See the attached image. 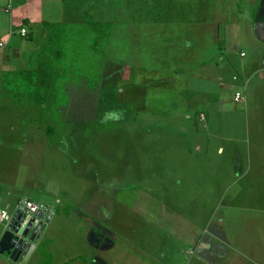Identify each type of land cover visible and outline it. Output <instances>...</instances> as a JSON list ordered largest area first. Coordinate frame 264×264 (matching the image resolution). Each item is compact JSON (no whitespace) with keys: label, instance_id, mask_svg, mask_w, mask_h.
I'll return each mask as SVG.
<instances>
[{"label":"rangeland","instance_id":"1","mask_svg":"<svg viewBox=\"0 0 264 264\" xmlns=\"http://www.w3.org/2000/svg\"><path fill=\"white\" fill-rule=\"evenodd\" d=\"M3 1L16 21L34 20L26 42L34 50L39 20L78 23L95 0ZM256 4L99 0L91 15L116 26L113 65L103 63L97 92L68 84L69 106L55 121L0 93V195L11 212L22 197L52 212L39 239L51 264H264V46L250 31L264 8ZM20 41L15 33L0 61ZM174 50L184 68L212 64L206 93L191 89L188 103L158 83L174 81ZM131 67L138 75L128 80ZM236 93L247 102H234ZM201 112L205 124L195 121ZM34 251L25 263L0 251V264H44Z\"/></svg>","mask_w":264,"mask_h":264},{"label":"trees","instance_id":"2","mask_svg":"<svg viewBox=\"0 0 264 264\" xmlns=\"http://www.w3.org/2000/svg\"><path fill=\"white\" fill-rule=\"evenodd\" d=\"M98 2L95 0L84 10L82 24L43 21L36 67L3 70L0 93L16 104L42 107L55 121L68 108V84L79 86L85 82L88 90L97 92L103 78L101 63L107 59L115 26L93 18L91 13ZM52 129L48 125L46 131L53 134ZM46 246L38 242L36 249L42 252L44 264H51V255L44 251Z\"/></svg>","mask_w":264,"mask_h":264},{"label":"crops","instance_id":"3","mask_svg":"<svg viewBox=\"0 0 264 264\" xmlns=\"http://www.w3.org/2000/svg\"><path fill=\"white\" fill-rule=\"evenodd\" d=\"M5 2L6 1H3V3H0V39L7 41V44L5 45V47L0 49V52L5 51L9 47V43L12 40V37L15 33H16V35L19 34L21 41L19 42V44H17V46L14 48V50L11 54L5 55V57H6L5 62L0 61V81H1L2 71L5 69L22 68V70H29V69L35 68L36 64H37L38 54H40V49H39L38 43L41 40V37H40L39 39H37L36 43L34 44V46H35L34 50L35 51L33 49L29 50V48H27L30 46H27L26 42H30L33 38L31 31L28 29V27L34 23V20L31 18L30 15L24 14L23 16H21V21H16L15 16L12 15V8H13L12 3L10 4L8 2V4H7ZM263 2H264V0H257L255 10L257 7L258 8L259 7L264 8ZM83 12L84 11L81 12L80 10H78V14H80V16H81V18H79L77 20L78 23L69 22V21H71L70 18L66 22L67 23L82 24L84 22L83 15H82ZM260 14L258 13L257 17H253V21L250 24V31H251V35L255 39H256V36L254 34H257L258 38L259 37L261 38V41H260V39H258V40L256 39V40L264 46V42H263L264 41V21H263V19L260 18V16H262V15L264 16V13L261 15ZM97 20L102 21L101 19H97ZM39 21L41 23V21H45V20H39ZM66 22H53V23H66ZM107 22L114 23L112 20L107 21ZM176 22H178V21H176ZM22 26L26 30V32L28 33L27 37H21L20 28ZM115 26L113 27V30H112V37H111V40L109 42L108 55H107L108 62L112 65H113L114 60L111 57H109V55H111V53H112L111 50L114 47V46H112L113 45L112 44V40H113L112 38H113V36H115V31H114ZM189 33L190 32H188V34ZM23 41L25 42V44ZM255 48H256L255 49L256 53H259L260 51L262 52V50L259 49L258 46H256ZM174 54L175 55L172 56V59H169V65H167V66H171V68H169L170 71L176 72L175 75H173V73H172V77H173L174 81H172L170 85H169V81L167 79H165V81H167L166 83L162 82V80L159 81L158 83H160L161 86H163V88L164 87H166L167 89L172 88V90H169V91H171L173 93V95L177 96L180 101L188 103V102L192 101L190 99L191 95H192L191 89H195V91H197L203 95L206 93V86H207L206 83H208V79H205V77H207V75L210 74V72H207V70H205V69H206V67H209L207 65H210L212 67V64H207L206 62H203V63L198 62V63H196V65L185 64V68H184V66L181 65V63L184 61V58H183L184 52L182 53V52H180V50L178 52L174 50ZM223 57H222V55H218L217 58H215L213 60V63H216L217 66L220 65L221 69L224 67L223 64L221 63L222 61H224ZM262 57H263V62H264V55ZM107 59H105V61H107ZM105 61H103L101 63V69H102V74H103L101 84L103 83V80L105 78V74L103 73L104 70L102 67L103 63L105 64ZM244 66H243V68H244ZM198 68H199L200 72L203 71V73L202 74L200 73V75L197 76V78H199V79L194 80L193 76L195 75V72L197 71ZM217 68H219V67H217ZM113 69H114V67H113ZM137 70H138L137 68L132 69V67L128 69V77H127L128 80L133 79V77L136 78V76L138 75ZM223 70H224V68H223ZM177 71H179V74L177 73ZM139 72H140V70H139ZM143 72L145 73V71H143ZM181 72H183V73H181ZM142 76H144V75H142ZM259 76L262 78V80H264V68H263V70L259 71ZM217 78L219 81H223V77L221 74H219L217 76ZM234 79L236 80V78H234ZM132 82H134V80ZM83 84H85V82ZM198 85H200V86L198 87ZM199 88L202 89L203 91H201ZM198 89H199V91H198ZM68 95H69V100H68V104H69L70 94L68 93ZM245 95L246 94L243 95V98H244L243 101H246ZM66 109H64V110H66ZM160 112L162 113V115L159 114L158 116L159 117H160V115L163 116V119L167 118L171 115V113H170L171 111H161L160 110ZM160 112H158V113H160ZM158 113H155L152 116H155ZM204 115L205 114H203V112L199 113L197 120H195L196 123H201L200 117L203 116L204 124H205L206 118ZM187 116L190 117L189 115H186V117H184V118H188ZM42 235H43V233H42ZM0 236H1V234H0ZM35 249H36V247H35ZM33 255H34V253L32 254V256Z\"/></svg>","mask_w":264,"mask_h":264},{"label":"water","instance_id":"4","mask_svg":"<svg viewBox=\"0 0 264 264\" xmlns=\"http://www.w3.org/2000/svg\"><path fill=\"white\" fill-rule=\"evenodd\" d=\"M51 214L44 205H41L40 210L32 217L26 216L19 208L16 209L8 227L0 236L1 253L13 260L23 257V263L28 261L46 229Z\"/></svg>","mask_w":264,"mask_h":264},{"label":"built area","instance_id":"5","mask_svg":"<svg viewBox=\"0 0 264 264\" xmlns=\"http://www.w3.org/2000/svg\"><path fill=\"white\" fill-rule=\"evenodd\" d=\"M20 33H21V37H25L26 35V30L23 28V26L20 28ZM7 44V41H4L2 39H0V49H2L3 47H5V45ZM243 95H239V94H235L233 101L236 103H241L244 102L243 101ZM200 121L202 123H204V118L203 116L200 117ZM45 206V205H44ZM20 209L24 212V214L26 216H33L35 215L41 208V205L38 206L37 204L34 203L33 200L31 199H25L24 197L20 198L18 203H17V207L11 212L9 210V207L7 204H5V200L2 196H0V222H4V230L8 227V224L12 218V215L14 213V211L16 209ZM46 208V207H45ZM48 209V208H47ZM43 210V209H41Z\"/></svg>","mask_w":264,"mask_h":264}]
</instances>
